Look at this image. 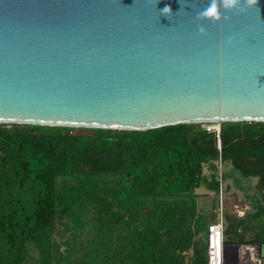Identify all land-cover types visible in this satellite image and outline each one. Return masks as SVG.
I'll list each match as a JSON object with an SVG mask.
<instances>
[{
	"label": "water",
	"instance_id": "1",
	"mask_svg": "<svg viewBox=\"0 0 264 264\" xmlns=\"http://www.w3.org/2000/svg\"><path fill=\"white\" fill-rule=\"evenodd\" d=\"M210 3L0 0V124L264 122V0Z\"/></svg>",
	"mask_w": 264,
	"mask_h": 264
},
{
	"label": "trees",
	"instance_id": "2",
	"mask_svg": "<svg viewBox=\"0 0 264 264\" xmlns=\"http://www.w3.org/2000/svg\"><path fill=\"white\" fill-rule=\"evenodd\" d=\"M221 132L219 151L194 123L0 124V264H178L197 235L191 264H207L198 193L219 192V164L245 153L240 135L264 137V122H222ZM249 153L264 160V140ZM238 223L264 248V203Z\"/></svg>",
	"mask_w": 264,
	"mask_h": 264
},
{
	"label": "rangeland",
	"instance_id": "3",
	"mask_svg": "<svg viewBox=\"0 0 264 264\" xmlns=\"http://www.w3.org/2000/svg\"><path fill=\"white\" fill-rule=\"evenodd\" d=\"M194 124H198L206 131L211 128L208 132L214 135L216 147L220 151L222 148V122ZM216 128L219 129V134H217ZM241 138L242 135L239 136L241 143L238 144L245 150V153L240 159H236V162L228 160L221 165L218 162L221 177L219 192L205 190L198 193V200L199 206L205 209L210 223L217 218H222L223 238L230 241L227 243L229 247L225 249L227 264H257L253 257L264 261L262 243L254 242L252 239L255 231H244L238 223V219L244 218L246 214L254 211L258 203H264V174L261 170L264 167V160L249 153L250 150L263 142L264 137L255 136L247 140H241ZM237 165L247 168L251 172L254 171V174L244 176L240 169V171L236 170ZM253 223L257 226V222ZM198 239L199 235L189 241V245L181 252L183 255L178 264H191L195 245L193 243L200 245ZM233 246L237 247L233 248Z\"/></svg>",
	"mask_w": 264,
	"mask_h": 264
},
{
	"label": "built area",
	"instance_id": "4",
	"mask_svg": "<svg viewBox=\"0 0 264 264\" xmlns=\"http://www.w3.org/2000/svg\"><path fill=\"white\" fill-rule=\"evenodd\" d=\"M213 128V127H212ZM214 129V128H213ZM208 131L211 128L207 129ZM219 134V129H215ZM221 184V180H220ZM222 218L211 222L207 231V264H227V257L224 250Z\"/></svg>",
	"mask_w": 264,
	"mask_h": 264
},
{
	"label": "clouds",
	"instance_id": "5",
	"mask_svg": "<svg viewBox=\"0 0 264 264\" xmlns=\"http://www.w3.org/2000/svg\"><path fill=\"white\" fill-rule=\"evenodd\" d=\"M247 5H255L258 3V0H246ZM222 7L224 9H239V11H245V8L241 6V0H221ZM165 12H171L170 5H166L164 8ZM221 16V13L218 9V3L217 0H211V3L209 6L202 10L201 12L197 13L198 19H205V18H211L213 21L219 20ZM227 18V17H225ZM199 31L201 33L206 32V28L204 26H199Z\"/></svg>",
	"mask_w": 264,
	"mask_h": 264
},
{
	"label": "bare ground",
	"instance_id": "6",
	"mask_svg": "<svg viewBox=\"0 0 264 264\" xmlns=\"http://www.w3.org/2000/svg\"><path fill=\"white\" fill-rule=\"evenodd\" d=\"M253 259L257 261V264H262V263H263V262L259 261L257 258L255 259V258L253 257ZM260 262H261V263H260Z\"/></svg>",
	"mask_w": 264,
	"mask_h": 264
}]
</instances>
